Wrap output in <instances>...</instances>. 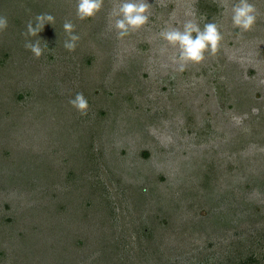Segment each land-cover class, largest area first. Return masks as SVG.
<instances>
[{
    "label": "rangeland",
    "instance_id": "1",
    "mask_svg": "<svg viewBox=\"0 0 264 264\" xmlns=\"http://www.w3.org/2000/svg\"><path fill=\"white\" fill-rule=\"evenodd\" d=\"M146 2L121 39L119 0L83 20L77 0H0V264H264V0L248 31L238 0ZM189 19L223 39L179 72L159 33Z\"/></svg>",
    "mask_w": 264,
    "mask_h": 264
},
{
    "label": "clouds",
    "instance_id": "2",
    "mask_svg": "<svg viewBox=\"0 0 264 264\" xmlns=\"http://www.w3.org/2000/svg\"><path fill=\"white\" fill-rule=\"evenodd\" d=\"M104 0H77L76 15L83 20L94 17L103 7ZM150 4L146 0H119L117 7H114L110 16L114 18V27L117 29V36L121 39L128 36L130 32L144 26L149 21ZM195 17V13L191 14ZM55 17L51 13H40L35 21L27 24L26 36L37 37L35 41L29 40L25 47L30 49L36 56L40 57L44 52L41 46L38 33L45 23L53 24ZM231 20L235 27L241 31L251 30L257 20V10L250 0H238L232 5ZM8 26L6 16L0 15V30ZM75 25L71 21H65L63 29L67 33L64 47L69 51L75 50L80 40L78 33L74 31ZM161 38L172 46L179 49L178 54L173 55L171 60L177 65V71L183 72L188 63H200L205 59L206 53L215 54L223 39L220 26L214 21L205 22L201 27L196 19H189L183 23L182 28L165 26L159 33ZM166 48L162 47L161 52ZM81 115L87 114L89 102L83 93H77L69 101Z\"/></svg>",
    "mask_w": 264,
    "mask_h": 264
}]
</instances>
